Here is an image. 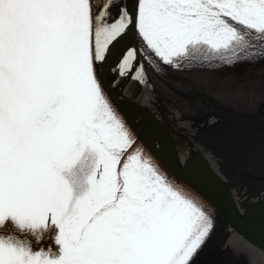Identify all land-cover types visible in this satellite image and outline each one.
Here are the masks:
<instances>
[{
    "label": "snow or ice",
    "instance_id": "snow-or-ice-1",
    "mask_svg": "<svg viewBox=\"0 0 264 264\" xmlns=\"http://www.w3.org/2000/svg\"><path fill=\"white\" fill-rule=\"evenodd\" d=\"M129 29L143 45L113 70L140 83L145 63L160 74L264 58V0H0V223L51 214L62 246L49 261L0 244V264H192L209 237L203 212L121 155L102 84Z\"/></svg>",
    "mask_w": 264,
    "mask_h": 264
},
{
    "label": "water",
    "instance_id": "water-1",
    "mask_svg": "<svg viewBox=\"0 0 264 264\" xmlns=\"http://www.w3.org/2000/svg\"><path fill=\"white\" fill-rule=\"evenodd\" d=\"M120 2L134 11L136 0ZM131 48L139 50L134 29L112 47L102 87L147 154L214 212L192 264H264V97L255 112L234 111L201 91L211 105L160 87L146 97L147 82L113 70ZM243 213L250 225H242Z\"/></svg>",
    "mask_w": 264,
    "mask_h": 264
},
{
    "label": "rangeland",
    "instance_id": "rangeland-1",
    "mask_svg": "<svg viewBox=\"0 0 264 264\" xmlns=\"http://www.w3.org/2000/svg\"><path fill=\"white\" fill-rule=\"evenodd\" d=\"M138 43L140 49L143 42L139 37ZM141 62H143L142 56ZM216 64L219 65V62ZM144 69L155 90L159 87L180 90L210 104L204 97L195 95L196 90H202L214 97L221 105L235 111L255 112L257 104L264 97V58L254 62L241 61L231 66L219 65L213 68L186 66H182L181 69L165 68L160 74L155 73L146 63ZM262 109L264 110V105ZM121 123L123 124L122 121ZM168 187H171L182 200L190 203L212 220L214 212L189 188L178 181ZM13 224L20 229L17 220L9 215L3 223H0V230Z\"/></svg>",
    "mask_w": 264,
    "mask_h": 264
},
{
    "label": "flooded vegetation",
    "instance_id": "flooded-vegetation-1",
    "mask_svg": "<svg viewBox=\"0 0 264 264\" xmlns=\"http://www.w3.org/2000/svg\"><path fill=\"white\" fill-rule=\"evenodd\" d=\"M193 97L196 98V96ZM105 99L110 104L111 111L116 116L117 122L121 125L130 145L125 152L121 153L123 159L127 160L133 156L138 157L141 163L146 164L153 170V172L163 181L166 187L173 183L175 184V182L177 183V180L170 176L155 160H153L135 140L120 114L117 112L106 95ZM205 103L207 102L205 101ZM168 188L172 191L171 187ZM59 232V227L52 222L51 214H49L44 225L37 226L35 228L26 224L18 229L17 226H14L13 224L4 230H0V244L13 247L18 251H25L29 256L40 254L41 259L46 258L49 261H56L62 256V246L57 243Z\"/></svg>",
    "mask_w": 264,
    "mask_h": 264
},
{
    "label": "bare ground",
    "instance_id": "bare-ground-1",
    "mask_svg": "<svg viewBox=\"0 0 264 264\" xmlns=\"http://www.w3.org/2000/svg\"><path fill=\"white\" fill-rule=\"evenodd\" d=\"M145 74H146V77H147V79H146V82H147V84H148V94H147V96L146 97H148L151 93H153L154 91H155V89L153 88V86H152V84H151V80H150V78L147 76V73H146V71H145ZM161 88V87H160ZM176 90V89H175ZM180 91V90H179ZM197 91H201V92H203V93H206V92H204V91H202V90H196L195 91V95H200V94H197L196 92ZM182 92V91H181ZM185 93V92H184ZM187 94V93H186ZM206 94H208V93H206ZM189 95V94H188ZM191 96V95H190ZM194 96V95H193ZM192 96V97H193ZM200 96H202V97H204L203 95H200ZM208 96H210L211 98H213L214 100H216L214 97H212L210 94H208ZM205 99H207L206 97H204ZM198 99V98H197ZM200 100V99H199ZM208 100V99H207ZM202 101V100H201ZM209 101V100H208ZM217 101V100H216ZM210 102V101H209ZM218 102V101H217ZM219 103V102H218ZM211 105V104H210ZM235 111V110H234ZM247 213H243V217H242V221H241V223H243L242 225H244V223H246V224H248V225H250V222H249V218L247 217V215H246Z\"/></svg>",
    "mask_w": 264,
    "mask_h": 264
}]
</instances>
